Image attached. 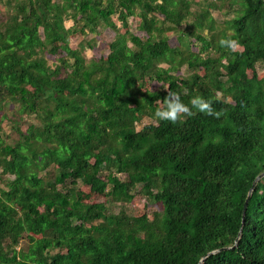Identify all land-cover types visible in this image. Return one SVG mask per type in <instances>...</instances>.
<instances>
[{"label": "trees", "instance_id": "1", "mask_svg": "<svg viewBox=\"0 0 264 264\" xmlns=\"http://www.w3.org/2000/svg\"><path fill=\"white\" fill-rule=\"evenodd\" d=\"M207 1L0 0V104L23 118L13 144L0 122V173L14 177L0 188V264H264V177L253 188L264 173V0ZM222 7L219 26L211 8ZM99 27L115 32L109 53L86 60L97 44L85 36ZM168 92L222 115L160 121ZM80 183L110 205L141 187L162 209L151 218L86 204Z\"/></svg>", "mask_w": 264, "mask_h": 264}, {"label": "rangeland", "instance_id": "2", "mask_svg": "<svg viewBox=\"0 0 264 264\" xmlns=\"http://www.w3.org/2000/svg\"><path fill=\"white\" fill-rule=\"evenodd\" d=\"M59 1V0H56ZM200 2L202 6L206 7L208 4L207 0H193V7L192 10H196L198 8V3ZM227 7H222L220 9H213L211 8L212 16L215 18V20L218 22L219 26H223V20L226 18V10ZM3 15L2 18H5V12L6 9L2 7ZM114 20L117 22L119 28L121 29V32L125 31L121 25V23L117 20L116 17H114ZM129 31L136 36L140 37L143 40H146L148 38L147 34L145 32H142L139 30V24L140 20L135 17L129 18ZM73 21L71 19H67L65 22V25L67 28H71L73 26ZM98 34H92L89 33L85 38L87 39H94L96 42V47L94 49H91L89 46L86 45V50L83 52L84 58L86 60H90L93 57H100L103 55H107L109 53L108 51V44L114 40L115 32L108 28H98ZM206 35L207 33L204 32ZM169 42L172 47L178 46V35L177 33H169ZM83 40V37H81L79 34L71 35L70 37V46L73 49L79 48L80 42ZM193 42H195V39H192ZM236 49H241L237 47ZM40 55H44V57L48 60V63L50 65H53L56 61L55 56H49L48 54H44V52H40ZM180 75L186 76L188 74L186 66H183L179 73ZM251 74V72H249ZM259 74L263 75V72L259 68ZM148 87H151L155 90L160 88V83L158 82H149ZM23 121V118L19 115L18 111V105L14 102L10 101L8 98L4 99L0 104V122L3 128L4 137H6V141L10 144H13L18 139V133H17V127L16 123H21ZM152 120L148 118H141L139 122H142L141 124H138V130L141 129L144 125L150 123ZM21 129H25L26 127L22 125L20 127ZM121 180H123L124 175H118ZM0 188L5 187V182L13 180L14 177L11 175H2L0 173ZM78 188L85 192L86 198L85 203L86 204H92V203H107L110 207V209L114 212H119L120 210H124L126 213H128L131 216H143L148 215L152 218L154 212H160L162 207L161 204L151 202L149 199H147L146 196L142 195L140 193L141 187L137 188L136 195L134 199L130 203H118L115 205H110V198L107 196L97 195L92 193L86 186H84L82 183L78 185ZM30 245L29 238L27 236H24L23 239L20 241V245L18 247L19 250H27Z\"/></svg>", "mask_w": 264, "mask_h": 264}, {"label": "clouds", "instance_id": "3", "mask_svg": "<svg viewBox=\"0 0 264 264\" xmlns=\"http://www.w3.org/2000/svg\"><path fill=\"white\" fill-rule=\"evenodd\" d=\"M157 2L162 3V0H157ZM219 44L221 47H225L233 51L238 47V43L234 39H221ZM163 105L164 106L162 108L156 109L154 116L160 121H169L172 124H176L181 121L182 118L193 116L195 114L193 109L199 113L212 116L217 119L222 115L221 111H217L213 108L210 100H206L201 96L193 97L190 101L191 107H189L182 102L177 93L168 92L163 100Z\"/></svg>", "mask_w": 264, "mask_h": 264}, {"label": "water", "instance_id": "4", "mask_svg": "<svg viewBox=\"0 0 264 264\" xmlns=\"http://www.w3.org/2000/svg\"><path fill=\"white\" fill-rule=\"evenodd\" d=\"M262 177H264V173H262L260 176H258V177L256 178V180H255L254 183H253V188L256 186L257 182H258ZM253 188L250 190L249 195H248V198H247V200H246V202H245V206H244V209H243V223H244V221H245L246 211H247V208H248V203H249V200H250V197H251V194H252Z\"/></svg>", "mask_w": 264, "mask_h": 264}]
</instances>
